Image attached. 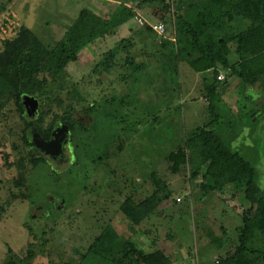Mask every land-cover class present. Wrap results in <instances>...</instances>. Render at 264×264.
<instances>
[{
    "label": "rangeland",
    "instance_id": "374dc122",
    "mask_svg": "<svg viewBox=\"0 0 264 264\" xmlns=\"http://www.w3.org/2000/svg\"><path fill=\"white\" fill-rule=\"evenodd\" d=\"M166 1L171 4L167 18L173 22L168 25L172 40L150 26L163 13L164 3L126 0L135 10L133 17L115 34L85 46L61 77L45 74L48 82L31 96L38 107L26 115L42 130L53 123L61 128L64 121L92 128L87 151L84 143L70 139L69 129L57 158L37 147L30 151L15 101L0 107V264L79 262L108 223L145 252L163 250L174 264H216L236 250L249 203L233 185L205 194L204 166L193 176L197 166L190 159L174 173L169 155L187 151L186 140L194 130L211 129L250 161L264 191L263 88L231 76L228 89L213 95L208 89L214 82L212 71L197 72L186 61L169 57L176 9L192 15L195 8ZM210 1L193 2L201 6ZM123 2L0 0V53L22 26L53 48L83 9L108 17ZM122 40L126 42L119 44ZM230 46L228 58L235 62L236 44ZM116 48L113 64L103 66ZM35 138L41 139L40 134ZM31 155L45 160L35 164ZM156 190L162 199L158 208L134 225L122 203L128 198L140 203ZM209 231L222 239L221 248L211 242Z\"/></svg>",
    "mask_w": 264,
    "mask_h": 264
},
{
    "label": "trees",
    "instance_id": "16d2710c",
    "mask_svg": "<svg viewBox=\"0 0 264 264\" xmlns=\"http://www.w3.org/2000/svg\"><path fill=\"white\" fill-rule=\"evenodd\" d=\"M141 1V0H140ZM147 2L157 0H146ZM163 13L158 21L168 25L167 14L171 4L166 0ZM196 0H180V8L185 4L195 8L194 14L180 13L176 9L174 16L175 42L168 44L169 57L175 62L186 61L197 72L212 71L214 82L208 85L211 94H222L228 89V79L239 77L246 85L258 84L264 93V0H211L210 3ZM142 8V4L137 5ZM135 14L132 6L118 4L108 17H100L89 9H83L77 20L66 31L65 36L53 48H48L41 38L29 27L22 26L13 40L5 41L4 51L0 53V107L14 100L21 117L26 123L23 141L30 151L36 150L34 135L48 141L55 129L53 123L47 131L42 130L36 120L27 115L24 104L25 95L35 96L48 82L45 74L61 77L67 66L78 59L80 51L94 40L115 34L117 29L128 22ZM157 21V22H158ZM150 28V27H149ZM152 28V27H151ZM169 28V26H168ZM126 42L120 41L119 44ZM236 44L239 60L231 62L228 58L231 44ZM118 44V45H119ZM117 45V46H118ZM118 48V47H117ZM116 49L108 52V60L103 66L109 67L116 57ZM172 59V58H170ZM134 68V62L128 60ZM221 69L226 72L225 80H219ZM227 79V80H226ZM70 131L71 140L84 143V151L92 128L83 123L64 121ZM187 151L179 149L170 153L173 162L172 171L177 173L190 159L195 161L197 169L204 166L202 190L205 194L222 191L226 186H235V192L241 194L250 208L242 216L236 250L220 258L216 264H264V191L257 182V171L240 153L229 148L211 129L198 128L186 140ZM80 148V145H78ZM37 164L45 158L31 155ZM157 186L162 187V179L154 174ZM161 190V188H160ZM162 199L155 191L140 203L131 198L125 200L121 210L134 224L138 225L151 216ZM207 235L218 248L223 241L213 231ZM60 264V263H51ZM62 264H174L163 251L145 252L131 239L122 237L116 228L108 223L92 241L79 262L69 261Z\"/></svg>",
    "mask_w": 264,
    "mask_h": 264
},
{
    "label": "water",
    "instance_id": "95a60500",
    "mask_svg": "<svg viewBox=\"0 0 264 264\" xmlns=\"http://www.w3.org/2000/svg\"><path fill=\"white\" fill-rule=\"evenodd\" d=\"M23 99L28 112L30 114L33 113L38 107V101L34 97H31L29 95H25ZM67 131H68V126L63 125L61 128H57L53 131V138L50 141H45L43 139L35 138L34 145L38 149L45 151L52 158H57V156L60 155L62 152V140L64 139V134ZM52 148L54 150H51Z\"/></svg>",
    "mask_w": 264,
    "mask_h": 264
},
{
    "label": "built area",
    "instance_id": "2783aa9c",
    "mask_svg": "<svg viewBox=\"0 0 264 264\" xmlns=\"http://www.w3.org/2000/svg\"><path fill=\"white\" fill-rule=\"evenodd\" d=\"M150 26L152 27V29L163 39H171L172 37L170 36V30L167 26V24L163 21H158L156 23H150ZM175 39V38H173ZM218 79L219 80H225V75H223L222 73H220L218 75ZM180 200V199H179Z\"/></svg>",
    "mask_w": 264,
    "mask_h": 264
},
{
    "label": "crops",
    "instance_id": "0c3cea01",
    "mask_svg": "<svg viewBox=\"0 0 264 264\" xmlns=\"http://www.w3.org/2000/svg\"><path fill=\"white\" fill-rule=\"evenodd\" d=\"M106 2L108 1V0H105ZM116 2H120V1H116ZM123 3H125L127 6H130L131 5V3H128V2H126V0H125V2H123ZM112 7V5H110V8ZM106 11V10H105ZM221 73V72H220Z\"/></svg>",
    "mask_w": 264,
    "mask_h": 264
}]
</instances>
